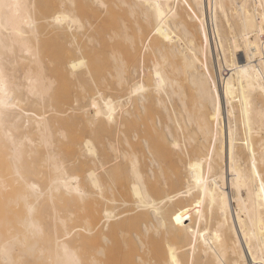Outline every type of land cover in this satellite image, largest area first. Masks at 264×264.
Instances as JSON below:
<instances>
[{
  "label": "bare ground",
  "instance_id": "6f19581e",
  "mask_svg": "<svg viewBox=\"0 0 264 264\" xmlns=\"http://www.w3.org/2000/svg\"><path fill=\"white\" fill-rule=\"evenodd\" d=\"M0 264H264V0H0Z\"/></svg>",
  "mask_w": 264,
  "mask_h": 264
},
{
  "label": "rangeland",
  "instance_id": "374dc122",
  "mask_svg": "<svg viewBox=\"0 0 264 264\" xmlns=\"http://www.w3.org/2000/svg\"><path fill=\"white\" fill-rule=\"evenodd\" d=\"M184 201V200H183ZM185 232L187 233V235H188V239H187V241L188 242H191L192 240H193V237L191 236V234L190 233H188V230H187V228L185 227Z\"/></svg>",
  "mask_w": 264,
  "mask_h": 264
}]
</instances>
